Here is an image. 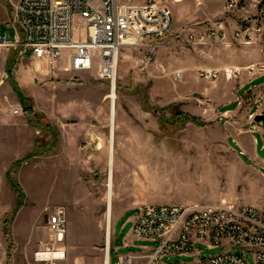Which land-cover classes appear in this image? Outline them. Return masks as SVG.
<instances>
[{"label": "rangeland", "instance_id": "rangeland-1", "mask_svg": "<svg viewBox=\"0 0 264 264\" xmlns=\"http://www.w3.org/2000/svg\"><path fill=\"white\" fill-rule=\"evenodd\" d=\"M16 2L0 0V37L6 40L16 36L11 22ZM224 5V0H170L172 12L179 7L170 30L153 45L120 54L113 99L96 67L63 71L41 64L38 70L30 55L0 46V54L7 52L5 71L11 60L22 62L29 80L19 84L14 64L1 80L0 65V264H105L107 248L116 264L118 253L156 244L140 239L122 244L142 204L264 202L258 166L245 154L239 157L218 105L204 93L219 97L225 86L219 77L239 83L237 71L247 69L235 66L255 62L264 52L233 37L209 43L189 38L220 19ZM208 68L217 75L200 73ZM177 70L181 76H174ZM27 105L35 110L31 118L22 111ZM59 205L67 224L63 242L56 244L46 215ZM58 245L65 250L62 259H35L37 250ZM196 247L204 256L222 249ZM247 259L255 264L250 252Z\"/></svg>", "mask_w": 264, "mask_h": 264}, {"label": "built area", "instance_id": "built-area-1", "mask_svg": "<svg viewBox=\"0 0 264 264\" xmlns=\"http://www.w3.org/2000/svg\"><path fill=\"white\" fill-rule=\"evenodd\" d=\"M169 1L18 0L11 20L15 39L0 37V46L30 55L38 70L41 64L56 68L54 63L63 57L67 61L63 71L96 67L97 77L114 89L121 50L153 45L170 30ZM225 10L237 19L232 34L235 42L264 48V0H225ZM189 38L199 43L224 42L227 32L209 25L191 32ZM256 70H264V63L249 68L250 72ZM217 72L205 69L200 73L212 78ZM179 75L177 71L175 76ZM46 224L54 243L61 244L67 224L65 208L59 205L48 211ZM132 233L156 243L145 264H250L248 252L255 264H264V206L227 201L142 204ZM198 243L222 249L204 256L196 247ZM60 251V255H53ZM167 255L191 259L165 261ZM64 256L62 245L35 252L38 261ZM132 259L131 255H119L116 264H133Z\"/></svg>", "mask_w": 264, "mask_h": 264}, {"label": "crops", "instance_id": "crops-1", "mask_svg": "<svg viewBox=\"0 0 264 264\" xmlns=\"http://www.w3.org/2000/svg\"><path fill=\"white\" fill-rule=\"evenodd\" d=\"M177 8L179 7L174 6V8H172V14L176 12ZM209 25H214L215 27L224 29L227 32V37L231 38L233 30L237 25V19L235 15L231 14L230 12H226V10L224 9V12H222V16L220 19L212 22L211 24L196 28L195 30H193V32L205 29ZM249 46L253 48V51L259 50L261 52H264V48L259 45ZM126 49L127 47H124L121 54L126 55ZM6 60L7 52H2L0 54V65L2 69L1 80L5 79L8 74L5 71ZM66 63L67 61L63 57L57 60L54 63V66L58 68V70H61V68L66 65ZM258 63H264V55L258 58L255 62L244 61L243 63H240V65L235 66L237 68H239L240 66L247 69V71L243 70L241 73L239 70L237 71L236 75L241 74V80L239 83L226 78L224 75H221L219 79H222L225 86L220 90L219 97L218 95L217 97H215L207 93L206 91H204V93L207 97L205 99L209 101L210 104L218 105L220 118L224 119V121L227 122V126L229 128L228 141H233L239 146L238 150H235L234 148L233 149L238 153L239 157L240 154H245L249 159V164H256L261 172L262 177H264V118H261L259 120L255 119L257 115H264V70L256 72L249 71L250 67ZM177 71L180 73L179 76H181V72L179 70ZM13 73L21 86L22 84L29 83L28 69L25 68V65L22 62H14ZM216 80L217 78L212 79L209 81V83L215 84L217 82ZM257 80L259 81L256 82ZM233 87L235 88L234 92ZM241 90L243 91L242 94L240 93ZM231 103H235V106L229 108L228 104ZM15 108L18 109L19 107L16 106ZM241 204L264 206V202L260 203L255 200ZM135 217H133V220L135 219ZM135 239L140 238L134 236L131 229V235L129 239L123 238L122 244L125 247H129L133 244ZM153 247L154 246L146 247L144 245L142 250L139 252L130 251L125 253H118L117 258L119 257V255H131L133 257V264H145L147 261V254L151 252ZM109 254V264H111L112 248H110Z\"/></svg>", "mask_w": 264, "mask_h": 264}, {"label": "bare ground", "instance_id": "bare-ground-1", "mask_svg": "<svg viewBox=\"0 0 264 264\" xmlns=\"http://www.w3.org/2000/svg\"><path fill=\"white\" fill-rule=\"evenodd\" d=\"M109 97H111L112 99L115 97V90L112 88L111 92L108 94ZM111 113H114L113 107L111 109ZM111 156H110V161H111ZM108 194H107V201H108V229H107V244L109 242V232H110V225H109V216H110V209H111V197H112V180L111 177H109L108 180ZM61 251L58 253H53V255H60ZM105 264H109V255H108V248L106 250V258H105Z\"/></svg>", "mask_w": 264, "mask_h": 264}, {"label": "water", "instance_id": "water-1", "mask_svg": "<svg viewBox=\"0 0 264 264\" xmlns=\"http://www.w3.org/2000/svg\"><path fill=\"white\" fill-rule=\"evenodd\" d=\"M22 111L25 115H28L30 118L35 114V110L32 105L22 106ZM264 118V115H257L256 120Z\"/></svg>", "mask_w": 264, "mask_h": 264}, {"label": "trees", "instance_id": "trees-1", "mask_svg": "<svg viewBox=\"0 0 264 264\" xmlns=\"http://www.w3.org/2000/svg\"><path fill=\"white\" fill-rule=\"evenodd\" d=\"M8 63H9V66H8L7 71H8V73H10V72H11V67H12L13 64H14V61L11 60V62H8ZM17 92H19V94H21V92H20L19 89H17ZM21 98H22V97H21Z\"/></svg>", "mask_w": 264, "mask_h": 264}]
</instances>
